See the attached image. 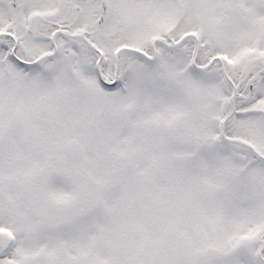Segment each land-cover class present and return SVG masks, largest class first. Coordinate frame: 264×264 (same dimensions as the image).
Returning <instances> with one entry per match:
<instances>
[{"label":"snow or ice","instance_id":"obj_1","mask_svg":"<svg viewBox=\"0 0 264 264\" xmlns=\"http://www.w3.org/2000/svg\"><path fill=\"white\" fill-rule=\"evenodd\" d=\"M0 264H264V0H0Z\"/></svg>","mask_w":264,"mask_h":264}]
</instances>
